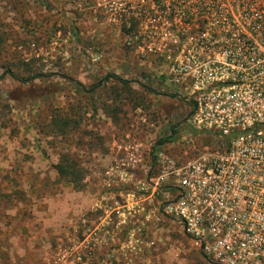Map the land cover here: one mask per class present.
Wrapping results in <instances>:
<instances>
[{"label":"rangeland","instance_id":"rangeland-1","mask_svg":"<svg viewBox=\"0 0 264 264\" xmlns=\"http://www.w3.org/2000/svg\"><path fill=\"white\" fill-rule=\"evenodd\" d=\"M167 1L48 0L46 9L0 0V264H212L165 213L177 191L149 185V154L111 186L105 175L119 151L114 140L156 145L178 125L162 146L181 156L184 135H196L183 98L187 75L176 69L196 45L175 40L203 30L183 28L182 13L172 21V9L158 7ZM9 68L42 76L23 84L3 76ZM108 74L129 80L143 104L123 101L114 117L119 85ZM101 80L91 93L77 85ZM67 152L82 169L78 188L54 168Z\"/></svg>","mask_w":264,"mask_h":264},{"label":"built area","instance_id":"built-area-1","mask_svg":"<svg viewBox=\"0 0 264 264\" xmlns=\"http://www.w3.org/2000/svg\"><path fill=\"white\" fill-rule=\"evenodd\" d=\"M158 7L172 9L174 22L182 13L183 28L203 30L175 40L196 45L192 60L176 67L187 75L183 98L195 106L189 121L196 135H184L181 156L127 136L105 170L108 186L149 154V185L175 188L165 213L210 262L264 264V0H169ZM213 28L221 33H209Z\"/></svg>","mask_w":264,"mask_h":264},{"label":"trees","instance_id":"trees-1","mask_svg":"<svg viewBox=\"0 0 264 264\" xmlns=\"http://www.w3.org/2000/svg\"><path fill=\"white\" fill-rule=\"evenodd\" d=\"M41 6H43L46 9H50V4L48 2V0H36ZM138 27L137 23H132L130 31H135ZM136 47L141 48L143 46V44L141 43H134ZM4 75H8L12 78H14L15 80H17L18 82H21L23 84H27L30 82H33L34 80L38 79L39 77H41L39 74L36 75H32V76H21L19 74H17L12 68H9L5 71ZM110 79H112L113 82L117 83L119 85V87L116 88V91L113 92V94L115 95V99L113 101V109H112V113L114 117H117L119 114L122 113V106H124L123 101H130L133 102V106L135 108L140 107L144 100L145 97L143 95H136V93L134 92V90L131 87V82L129 80L123 79L121 77H117L114 74H108L106 76V78L104 79L105 81H110ZM164 80V78L160 79V83H162ZM73 83H77L76 81H73ZM79 86V88L81 89V91H86V92H95L96 90L100 89L103 85L102 80L99 81L97 84H94L92 86H90L89 88H86V86H84L81 83L77 84ZM190 108H191V113L194 112L195 110V106L193 103H189ZM68 124H66L67 126ZM178 125L177 126H173L170 129V134L169 137L165 138L164 140H161L160 142H158V145H163L165 142L171 141L175 138V136L178 134ZM58 176L60 177V179L66 181L68 184L72 185L75 188H78L81 186L82 182H83V173H82V169L80 167V165L78 164V162L74 159V156H72L70 153H64L62 154L60 161L58 164H56L54 166ZM204 255V254H203ZM205 256V255H204ZM206 257V256H205ZM207 258V257H206ZM208 259V258H207ZM212 263V262H211ZM213 264V263H212Z\"/></svg>","mask_w":264,"mask_h":264},{"label":"crops","instance_id":"crops-1","mask_svg":"<svg viewBox=\"0 0 264 264\" xmlns=\"http://www.w3.org/2000/svg\"><path fill=\"white\" fill-rule=\"evenodd\" d=\"M120 144H121L120 142H118L117 140H114L113 141V150L112 151L114 152V149L117 150V151L120 150V147H121Z\"/></svg>","mask_w":264,"mask_h":264},{"label":"water","instance_id":"water-1","mask_svg":"<svg viewBox=\"0 0 264 264\" xmlns=\"http://www.w3.org/2000/svg\"><path fill=\"white\" fill-rule=\"evenodd\" d=\"M191 115H189V118H190Z\"/></svg>","mask_w":264,"mask_h":264}]
</instances>
